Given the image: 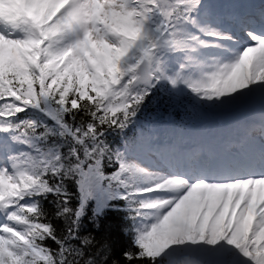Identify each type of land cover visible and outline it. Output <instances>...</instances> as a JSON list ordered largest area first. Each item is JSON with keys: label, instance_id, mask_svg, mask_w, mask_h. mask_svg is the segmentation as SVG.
Here are the masks:
<instances>
[{"label": "snow or ice", "instance_id": "obj_1", "mask_svg": "<svg viewBox=\"0 0 264 264\" xmlns=\"http://www.w3.org/2000/svg\"><path fill=\"white\" fill-rule=\"evenodd\" d=\"M155 97L259 126L195 150ZM0 264H264V2L0 0Z\"/></svg>", "mask_w": 264, "mask_h": 264}, {"label": "trees", "instance_id": "obj_2", "mask_svg": "<svg viewBox=\"0 0 264 264\" xmlns=\"http://www.w3.org/2000/svg\"><path fill=\"white\" fill-rule=\"evenodd\" d=\"M70 187L72 186L70 185ZM85 227H87V225H85ZM126 228L127 221L122 213H109L103 220L102 229H93L92 232L97 240L107 238L112 244L114 251L119 253L120 250L128 244V236L125 232Z\"/></svg>", "mask_w": 264, "mask_h": 264}, {"label": "rangeland", "instance_id": "obj_3", "mask_svg": "<svg viewBox=\"0 0 264 264\" xmlns=\"http://www.w3.org/2000/svg\"><path fill=\"white\" fill-rule=\"evenodd\" d=\"M249 111L250 110H246L245 113H239V114L246 116ZM233 113L236 114L238 112H226V113L208 112L196 108V110L194 111V118L195 120L198 119L202 122L207 119L209 121L211 120L223 121L225 117L232 116ZM244 116L242 117V119H244Z\"/></svg>", "mask_w": 264, "mask_h": 264}, {"label": "bare ground", "instance_id": "obj_4", "mask_svg": "<svg viewBox=\"0 0 264 264\" xmlns=\"http://www.w3.org/2000/svg\"><path fill=\"white\" fill-rule=\"evenodd\" d=\"M229 124V123H228Z\"/></svg>", "mask_w": 264, "mask_h": 264}]
</instances>
